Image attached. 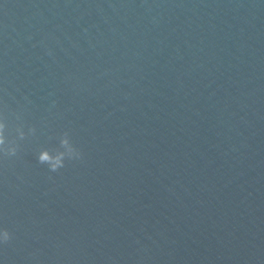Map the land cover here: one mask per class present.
I'll list each match as a JSON object with an SVG mask.
<instances>
[{"label": "water", "instance_id": "water-1", "mask_svg": "<svg viewBox=\"0 0 264 264\" xmlns=\"http://www.w3.org/2000/svg\"><path fill=\"white\" fill-rule=\"evenodd\" d=\"M0 115V264H264V0H0Z\"/></svg>", "mask_w": 264, "mask_h": 264}, {"label": "clouds", "instance_id": "clouds-1", "mask_svg": "<svg viewBox=\"0 0 264 264\" xmlns=\"http://www.w3.org/2000/svg\"><path fill=\"white\" fill-rule=\"evenodd\" d=\"M19 119V116H17ZM7 124L3 115H0V153L4 157H14L19 150V144L16 140H9L6 137ZM36 129L29 127L28 134H35ZM19 140H24L26 133L22 126H17L15 129ZM83 158L82 151L77 148L70 139L69 133L64 132L59 137V146L52 152L48 149H43L37 154V162L41 165H46L50 172H58L65 166V161L81 160ZM12 239V234L7 230H0V243L7 244Z\"/></svg>", "mask_w": 264, "mask_h": 264}]
</instances>
